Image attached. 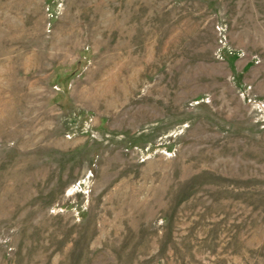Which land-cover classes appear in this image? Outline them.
<instances>
[{
  "label": "rangeland",
  "instance_id": "374dc122",
  "mask_svg": "<svg viewBox=\"0 0 264 264\" xmlns=\"http://www.w3.org/2000/svg\"><path fill=\"white\" fill-rule=\"evenodd\" d=\"M0 264H264V0H0Z\"/></svg>",
  "mask_w": 264,
  "mask_h": 264
}]
</instances>
